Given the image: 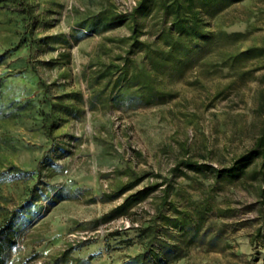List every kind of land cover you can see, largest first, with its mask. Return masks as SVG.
<instances>
[{
	"label": "rangeland",
	"instance_id": "rangeland-1",
	"mask_svg": "<svg viewBox=\"0 0 264 264\" xmlns=\"http://www.w3.org/2000/svg\"><path fill=\"white\" fill-rule=\"evenodd\" d=\"M147 2L94 33L78 23L130 14L138 0L0 1V223L14 212L22 223L6 264H124L150 247L146 226L183 247L146 264H264V156L237 177L182 163L228 167L261 133L264 0L212 3L196 46L172 31L160 0ZM111 63L144 68L164 97L118 96L115 76L97 77ZM178 211L194 223L202 212L193 239L165 227Z\"/></svg>",
	"mask_w": 264,
	"mask_h": 264
},
{
	"label": "trees",
	"instance_id": "trees-1",
	"mask_svg": "<svg viewBox=\"0 0 264 264\" xmlns=\"http://www.w3.org/2000/svg\"><path fill=\"white\" fill-rule=\"evenodd\" d=\"M147 1L148 0H138L137 6L130 14L102 11L80 21L78 26L87 32L96 33L121 25L126 22L128 18L135 20L136 14L142 13L149 9ZM215 1L218 0H160L159 3L163 10L171 17L170 28L172 31H174L179 37L193 39V45L196 46L210 35V30L202 18L201 13H203V11L211 6ZM225 1L235 2L239 0ZM161 36L163 35L159 34L160 38ZM129 38L134 41V45H146L142 42H139L138 31L136 28H132ZM152 51L153 53L157 54V50ZM2 57V54H0V63L3 59ZM111 76H115L114 83L119 88L117 95H126V99H134L136 100L137 104H150L154 101L162 99L165 95V92L158 90L152 84L151 74L146 72L144 68H137L134 66L132 70L129 71L127 68H122L119 64L111 63L106 66L97 77L101 79ZM121 80L124 81L121 82ZM77 97L80 98L79 96ZM49 106L48 112L45 113V119L49 122L46 126L48 135H50L51 128L55 125V121L52 117L55 109L59 107V104L56 102H50ZM72 108L73 106H64V109H66L65 111L67 112H71ZM259 156H264V127L256 138L253 147L248 152L240 155L232 163V165L228 167L217 168L208 164L189 160H185L182 163L188 169L196 172L201 171L203 168H207L215 175V177H237L240 174V171L243 170L248 165V163ZM151 189V187H148L130 194L125 198L124 203L118 206L116 209L124 208L135 200L142 198ZM55 193H57V191ZM178 213L182 215L172 217L162 216L165 227H171L179 230L182 232V237L186 236L189 232H193V235L191 236V239H193L195 235H197L201 220L203 218L202 212H197L199 219L196 220L195 223L192 222L191 218L186 216L183 211H178ZM38 214L39 211H35L33 213L31 212L29 213V217H27L25 220L29 221L31 217H35ZM20 216L23 217L22 214ZM17 218L18 217L14 212L12 213V216L6 218L4 221H2V223H0V264H6L7 251L15 244V238L18 230L20 229L18 225L22 224L16 222ZM143 231H148V245H150V247H147L143 252L137 254L136 256L129 258L124 264H146V260L151 256L153 257V255L158 256V254H162L165 260H167L170 259L171 255L176 254L175 256H179L181 253H183V247H181L179 244H176L167 238L157 237V230H155V226H146ZM156 249L159 251L156 252ZM172 249H176V252L173 253Z\"/></svg>",
	"mask_w": 264,
	"mask_h": 264
}]
</instances>
